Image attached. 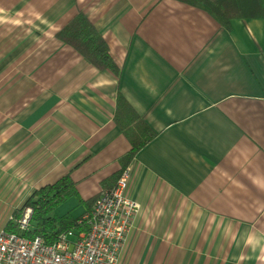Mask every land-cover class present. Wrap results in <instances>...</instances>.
<instances>
[{"label":"crops","instance_id":"0c3cea01","mask_svg":"<svg viewBox=\"0 0 264 264\" xmlns=\"http://www.w3.org/2000/svg\"><path fill=\"white\" fill-rule=\"evenodd\" d=\"M79 14L117 75L56 40ZM118 96L155 135L128 168L140 210L118 264H264V19L224 29L178 0H0V176L69 175L96 198L131 151Z\"/></svg>","mask_w":264,"mask_h":264},{"label":"trees","instance_id":"16d2710c","mask_svg":"<svg viewBox=\"0 0 264 264\" xmlns=\"http://www.w3.org/2000/svg\"><path fill=\"white\" fill-rule=\"evenodd\" d=\"M178 1L207 13L224 29H228V23L233 19H264V0ZM55 38L73 49L100 72L110 71L114 75L118 74L106 43L92 23L83 15L79 14L74 17L56 34ZM113 121L128 141L131 151L119 160L120 171L100 185L101 190L104 192H111L115 189L123 173L128 170L137 154L155 138V135L120 96L116 99ZM70 200H75L78 206L85 210V213L89 212L95 202V199L86 202L79 199L75 191V185L69 175L54 185L35 191L21 209L14 211L12 214L13 221L18 222L25 209L32 210V230L20 235L28 240L40 238L47 245H51L62 235L82 232V228L77 226V222L82 216L79 219H74L70 215L61 217L55 215V212ZM3 231L6 234H19L18 228L10 222L4 226Z\"/></svg>","mask_w":264,"mask_h":264},{"label":"built area","instance_id":"2783aa9c","mask_svg":"<svg viewBox=\"0 0 264 264\" xmlns=\"http://www.w3.org/2000/svg\"><path fill=\"white\" fill-rule=\"evenodd\" d=\"M128 178L126 171L113 191L101 192L90 215L77 222L82 232L62 235L51 245L20 235L32 230V210L25 209L18 222L10 217L8 222L18 228L19 234L0 230V264H117L140 210L125 197Z\"/></svg>","mask_w":264,"mask_h":264},{"label":"rangeland","instance_id":"374dc122","mask_svg":"<svg viewBox=\"0 0 264 264\" xmlns=\"http://www.w3.org/2000/svg\"><path fill=\"white\" fill-rule=\"evenodd\" d=\"M32 176L33 175L31 174L30 169H26L23 166L19 169L13 170L12 172L3 173L0 176V230L6 225L8 218L12 217L11 215L13 212L20 210L31 195L40 189L49 180V178H51L48 177L40 179V177L39 179L32 181ZM28 196L29 198L24 202ZM98 196L94 198L95 201ZM91 209L89 212L85 213V210L79 207L75 200H70L62 205L55 212V215L58 217L70 215L74 219H79L81 216L90 215ZM129 233L126 235L125 243ZM118 262L119 258L117 264Z\"/></svg>","mask_w":264,"mask_h":264}]
</instances>
